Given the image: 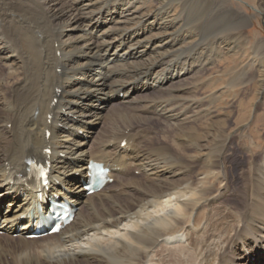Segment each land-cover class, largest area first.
<instances>
[{"label": "bare ground", "instance_id": "6f19581e", "mask_svg": "<svg viewBox=\"0 0 264 264\" xmlns=\"http://www.w3.org/2000/svg\"><path fill=\"white\" fill-rule=\"evenodd\" d=\"M20 1L28 21H0V63L9 69L0 70V264L14 243L28 264H264V148L249 139L235 176L233 134L214 137L213 119L209 133L198 128L212 109L182 94H198L211 63L198 49L200 25L183 21L186 8L174 15L175 0H159L154 12L149 0ZM149 92L165 98H136ZM115 105L171 123L182 145L159 147L155 160L143 149L147 120L116 114ZM209 137L212 145H202ZM34 160L49 165L44 193L77 212L65 231L31 240L36 188H46L26 179ZM91 160L110 167L118 186L88 195ZM132 169L146 181L129 183L136 197L124 191L118 203Z\"/></svg>", "mask_w": 264, "mask_h": 264}, {"label": "rangeland", "instance_id": "374dc122", "mask_svg": "<svg viewBox=\"0 0 264 264\" xmlns=\"http://www.w3.org/2000/svg\"><path fill=\"white\" fill-rule=\"evenodd\" d=\"M4 1L7 4L6 7H8V9H6V7L5 9H0V21H18V19L19 21H26L29 18V15L27 14L29 12V8L26 3L20 0ZM158 1L159 0H149L147 5L145 4L146 9L147 7L153 6L151 9L152 12L158 10L161 4L160 2L158 3ZM244 1L246 3L235 0H175V3H173L174 6H177V8H175L176 12H173L174 15H179L182 12V9L186 8V13H183V17H185L183 18V21H190L189 24L192 23L191 25L193 27L200 25V33L197 30L196 31L199 35L197 40L200 43L202 42V45L199 43L198 49L201 48L199 51H201L205 62L211 63L206 67V70L203 73L202 80L200 81L202 84L198 94L183 93L182 95L184 97L198 96L204 98V107L206 109H212L211 114L213 115L207 117L208 119L210 118L209 121L207 118H204V120L198 122V126L200 125L203 127L198 128L202 129L205 134L211 131L208 129V124L213 120V124L216 126L212 132L214 137L218 136L224 131H227L231 135L233 134V139L231 140V143H229V146L232 147L233 154H231L229 157V162L231 163V166H233V174L235 176L237 175L239 168H241L246 161L244 155L243 157L241 156L242 158L240 157L241 152L238 150L250 149L251 143L249 139H254V141L258 144V151L261 148H264V0ZM21 5L22 7H20ZM1 10H5V12H1ZM19 11H23V13L26 11L24 13L25 15ZM177 11L178 13L180 11V13L178 14ZM2 13L6 14L5 16L10 14V16L5 17ZM2 16H4V19H6L3 20ZM12 17H14L16 20ZM7 18L12 19L8 20ZM198 53L199 52L196 54ZM190 54L194 53L190 52ZM0 65V70H2L1 72L8 73V66L4 65L2 62ZM234 73L235 77H237V81L235 79V85L230 87L229 83H231ZM239 75H241V77H239ZM8 82L11 84L14 82V80L12 81V79H8ZM193 82V79L188 81V83L192 85ZM215 96L216 101L214 100ZM136 98L147 102L154 100L156 101L157 99L159 100V98L165 97L160 93L149 92L140 94ZM212 99L213 101H211ZM113 110L116 111V114H122V116L127 115L128 117L130 115L140 114L142 116L141 119L143 118L141 120L143 123L147 120V124H145L144 128L142 129V131H144L143 133H145V136L143 137V139H145L143 140V149L145 148L144 150L147 151L150 149L148 152H151L150 155L153 156L155 160L156 158L158 159L163 157V155H161L163 150L159 151V147L162 149V147L167 148L176 144L182 145V139L180 136L178 137L177 131H174L175 127H172L173 125H170L171 123H169V127L166 128L168 123L165 125V122L163 123V121L156 119L154 116H152L153 114H144L139 111L130 112V110L122 105H115ZM105 123L102 130H107V128L110 127L109 123ZM148 123L151 125L149 126ZM105 125L108 127H105ZM96 127H99L98 124ZM243 134L247 135L248 137L246 136V139L244 138L242 142H239V136ZM165 143L168 145L166 146ZM202 145L211 146V138L209 137L204 139ZM156 155H159V157H156ZM128 175L125 177L124 181L120 183L121 185H119L122 186L119 188L121 189L123 196H121L122 198H116V202L118 203H121L122 199H125L128 194L129 196L136 197L134 192L129 191L130 184L131 186H136L140 182H143V180L146 181L147 178L143 172H139L138 170L136 171V169H132ZM126 180H128V182ZM137 181L138 183H135ZM133 182L135 185H133ZM126 183L128 184L126 185ZM118 184L119 183L115 182L111 184V186H118ZM124 191H126L128 194H126ZM13 245L9 249L7 248L8 251H10L9 253L6 251L7 249H5L4 252L2 251L3 253L6 252L7 255L5 254L6 259L4 258L1 264H18L19 262L20 264H28L32 261L31 256L25 254V251L20 248L21 246L18 247V245L15 243ZM13 251L14 253H12ZM16 251H19L21 255L23 254L25 256H21L20 253ZM19 255L23 259L18 258ZM12 256H14V259H10ZM9 261L11 262L9 263Z\"/></svg>", "mask_w": 264, "mask_h": 264}]
</instances>
